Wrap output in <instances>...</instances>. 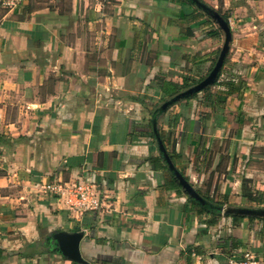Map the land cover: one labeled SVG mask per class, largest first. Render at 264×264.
<instances>
[{
  "label": "crops",
  "instance_id": "obj_1",
  "mask_svg": "<svg viewBox=\"0 0 264 264\" xmlns=\"http://www.w3.org/2000/svg\"><path fill=\"white\" fill-rule=\"evenodd\" d=\"M220 21L218 74L224 61L244 72L196 88L213 66L164 96L159 78L216 63ZM79 180L97 210L45 189ZM73 234L80 261L59 243ZM244 251L264 261V0H0V264H227Z\"/></svg>",
  "mask_w": 264,
  "mask_h": 264
},
{
  "label": "built area",
  "instance_id": "obj_2",
  "mask_svg": "<svg viewBox=\"0 0 264 264\" xmlns=\"http://www.w3.org/2000/svg\"><path fill=\"white\" fill-rule=\"evenodd\" d=\"M25 0H1V5L6 9H14L20 6ZM49 192L60 195L71 210L87 212L97 210L100 207V200L89 182L79 180L71 185L51 183L45 186ZM227 264H264L252 252L232 254Z\"/></svg>",
  "mask_w": 264,
  "mask_h": 264
},
{
  "label": "trees",
  "instance_id": "obj_3",
  "mask_svg": "<svg viewBox=\"0 0 264 264\" xmlns=\"http://www.w3.org/2000/svg\"><path fill=\"white\" fill-rule=\"evenodd\" d=\"M217 53L215 52V56L214 58L211 60L210 66L207 68L206 71L204 72H200L199 74H197V78L195 80H188L186 77H183L180 83H176V82H171L168 81L166 79L163 78H159L158 79V86L160 91L164 94V96L166 97H171L177 93H179L181 90L186 89L187 87H189L192 84H196L199 83L200 81H202L205 76L208 74V72L212 69V67L214 66L216 57H217ZM204 63V61L201 62H197L196 65H198L199 70L202 69V64ZM226 63L227 61H224V65L220 71V73L218 74V79L216 81H214L213 85H219L221 84V80L224 81V83L229 82L230 80H234L236 77H238L239 75H241L244 70H245V66L242 64H232L230 67L226 68ZM205 95L203 96V100L205 101H209L210 97H211V93L209 92V88H206L203 90ZM198 99L199 98V93H193L190 96H188L187 99ZM148 127L150 128V124H148ZM151 129V128H150ZM150 160H154L157 161V159L155 160L154 158H151ZM173 184H177V181L175 179H172Z\"/></svg>",
  "mask_w": 264,
  "mask_h": 264
},
{
  "label": "water",
  "instance_id": "obj_4",
  "mask_svg": "<svg viewBox=\"0 0 264 264\" xmlns=\"http://www.w3.org/2000/svg\"><path fill=\"white\" fill-rule=\"evenodd\" d=\"M220 24L225 30V41H224L223 47L221 48V50L219 52L218 59L214 65L213 69L211 70L210 74L207 76V78H205V80L203 82H201L199 85H197L196 88H200L203 84L208 83L211 80V78H214L218 74V72L222 66L224 56H225L227 49H228V41L230 38V32H229V29L226 27L225 22L220 21ZM159 146L161 147V145H159ZM182 184H184V183L182 182ZM191 194L193 195V197L196 198V196L193 193H191ZM58 238H59V243H60L62 249L65 250L66 252H68V254L72 258H74L77 261H80V256H79V252H78V242L80 240V234H73V235H69V236L59 235Z\"/></svg>",
  "mask_w": 264,
  "mask_h": 264
},
{
  "label": "rangeland",
  "instance_id": "obj_5",
  "mask_svg": "<svg viewBox=\"0 0 264 264\" xmlns=\"http://www.w3.org/2000/svg\"><path fill=\"white\" fill-rule=\"evenodd\" d=\"M221 45V44H220Z\"/></svg>",
  "mask_w": 264,
  "mask_h": 264
}]
</instances>
